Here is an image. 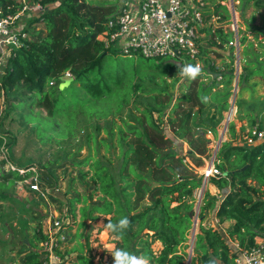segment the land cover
Here are the masks:
<instances>
[{"label":"trees","instance_id":"trees-1","mask_svg":"<svg viewBox=\"0 0 264 264\" xmlns=\"http://www.w3.org/2000/svg\"><path fill=\"white\" fill-rule=\"evenodd\" d=\"M26 1L43 6L41 12L28 16L31 25L42 24V27L29 30L25 24L28 35L22 46L10 50L0 77V90L5 100L1 113L13 108H28L29 111L22 115L32 123L41 140H50L54 134L61 138L72 137L83 129L85 141L96 144L95 154L89 145L83 158H73L71 162L83 189L68 200L71 220L74 219L76 201L83 203L81 218L94 220L103 215L102 228L107 229L108 221L115 223L126 216L129 220L126 229L119 234L108 231L113 237L112 253L116 248H123L145 257L147 264H186L184 248L189 246L196 201L194 192L203 184V176L197 168L203 165V157L210 151L206 131L199 130L202 124L194 123L193 116L195 111L206 107V94L222 80L215 77L203 91L201 73L195 80L187 79L178 96L166 87L148 91L153 100L144 102L143 107L134 104V111L127 114L131 122L123 120L126 130L119 127L117 143L121 164L116 173L119 177L115 178L110 167L102 162L103 156L108 163L113 162V158L99 153L98 144L104 140L99 141L87 126L98 127L97 121L103 118L104 126L112 136V118L121 115L130 98H138L137 90L143 88L139 77L146 66L145 61L160 57L111 53L98 38L108 19L117 14L120 5L117 6L116 0ZM253 3L260 6L256 0ZM21 6L20 0H0L3 14L15 12ZM203 15L205 26L200 31L208 33L211 48L200 46V53L204 55L202 65L231 78L233 68L227 65L226 71L220 70L208 54L220 55L219 51L227 45L232 32H226L219 25H206L212 16H219L224 20L222 24H228L230 12L219 1L211 0ZM108 55L124 57L127 65L117 70L111 65L105 70ZM247 63L239 76L242 80L260 74L261 67L251 69L250 62ZM189 64H194V60ZM159 68L161 64H152V70ZM131 74L128 90L118 93L117 87L120 88ZM163 75L166 80L173 78L171 88L180 77V73L172 74L167 70ZM225 83L229 86L231 80L228 78ZM230 93L213 96L219 102L221 112L229 105ZM34 107L39 110L35 111ZM164 120L169 130L187 143L184 153L176 149V140L162 128ZM43 121L45 130L40 127ZM228 128L230 139L224 140L216 152L221 174L208 178L222 197L204 190L198 217L204 216L206 210H215L219 221L232 220L233 223L226 230L207 224L198 231L190 264H231L241 248L254 245L256 237L264 239V138L253 143L239 142L234 138L235 123L230 122ZM212 131L216 133L214 128ZM105 147L112 149L113 144L106 143ZM80 149L81 146L77 148ZM84 165H88L87 170L82 168ZM244 165L245 169L236 171ZM35 172L41 187L42 183L52 187L56 184V176L49 169L38 166ZM31 173L22 174L17 169L1 166L0 187L23 181ZM69 227L71 224H67ZM46 238L38 226L30 239L36 249L25 252L20 264H42L40 242ZM229 238L237 240L238 247H232ZM87 239L79 241L67 254L59 250L63 264H96ZM156 241L160 242V248L154 250L152 245ZM78 248L83 251L68 255Z\"/></svg>","mask_w":264,"mask_h":264},{"label":"rangeland","instance_id":"rangeland-1","mask_svg":"<svg viewBox=\"0 0 264 264\" xmlns=\"http://www.w3.org/2000/svg\"><path fill=\"white\" fill-rule=\"evenodd\" d=\"M123 1L124 0H116L115 2L117 3V6H119ZM208 1L210 2V0ZM256 1L260 3L259 7L254 5L253 0L248 1L247 3H244L243 0H234L239 18L238 31L240 39V56L243 57H241V74L244 72V67L247 62H250L251 68H261L260 74H252L247 77L250 78L249 82L247 81V83H243L245 80H242V78L239 79L240 90L237 93L235 100L238 113L235 115L233 121L245 115V113H243L244 110L246 112H250L253 117H259V114L262 113L261 118L264 119V63L263 65L261 64L262 66L259 64L260 62H264V0ZM108 2H112V0H108ZM225 2H227V0H225ZM29 18L30 17L27 16L24 20V24L27 25L29 30L42 27V24L31 25L29 22L31 18ZM223 22V19L211 17L209 21H207L206 25H219L222 26L226 32H230V22L228 24H222ZM202 34L203 36L200 38L202 41L201 46L204 48H211L209 41L206 40L208 33L203 32ZM232 38L233 37L228 38V42ZM111 53H113V51H111ZM0 56L3 57L6 63L7 53H0ZM208 56L211 60H214L215 63L218 64L220 69L221 65L227 68L226 64L228 61H226L225 64H222L220 63L222 61H219L218 58L214 59L212 53L208 54ZM203 57L204 55L201 53L199 56V62L201 63L205 73L201 77V87L202 90L205 91V89L208 88L207 86L211 85L212 80L215 79L217 72H212L207 65H202ZM230 58L229 64L233 66L234 57L230 56ZM127 62L128 61L124 57L120 56L115 58L112 57V55H108L104 63V69L109 70V66L112 65V67H115L117 70L120 66H126ZM117 63L120 65H117ZM152 64H161V68L152 70ZM144 65L146 66L143 68V73L139 77L142 79V87L144 89L141 88L137 90L139 97H131L123 113L119 116L115 115L112 118L111 126L113 127V135L110 136L109 131L104 126L105 124L103 118L97 121L98 127H93L91 125L87 126V129L96 135V138L99 141L104 140V143L98 144L99 153L113 158V162L108 163L107 158L103 156L102 162L110 167V170L115 178L119 177L116 173L119 165L121 164V158L119 157L120 150L117 143L119 137V127L126 130L127 126L123 120L131 122L128 119L127 114L130 111H134L133 105L136 104L143 107L144 102H151L153 98L148 91L152 92L153 88L166 87L169 91L173 92L174 96H178L183 92L185 88L184 86L187 84V78H184L181 75L173 88H171V81L173 78H167V80L163 79L165 70L171 72L172 74L180 73L178 65L171 57L151 58L148 61H145ZM132 74L126 78L125 83L123 82L121 86L122 88L117 87L118 89L116 91H118V93L126 92L128 90ZM207 74L209 76L205 77ZM217 78L219 77L217 76ZM217 78L216 80L221 81ZM225 82L223 81L222 84L218 83L215 87H211L206 94V107L200 111H195L193 116L194 123L203 124L199 130L206 131L207 133L208 130H213V128H215L220 121L221 123L218 124L220 130H223L224 126H226L223 120L227 116L230 106L228 105L226 109L221 112L219 102L213 99L215 94L220 95V93L226 94L230 92L231 85L226 86L227 84ZM54 83L56 84V82ZM3 95V91L0 90L1 110L5 104ZM228 102L230 104L229 99ZM1 110L0 167L4 166V168L7 169L9 168V165L12 164L15 167L32 171L33 174H35L34 171L37 170L38 166L42 168L45 167L56 176V184L53 187L49 184L43 185V183V187H41L38 184V189L33 190L30 188L29 182L30 179L36 175H32L31 173L23 181H16L11 185L0 187V264H20L23 253L28 252L31 249H36L30 244V239L34 237L38 226H41L42 232L46 234L48 232L49 222L54 218L60 220L61 232L63 233L64 238L68 239V241L63 239L64 241L61 246V251L63 253L65 252V254H67V251L75 245L78 239L83 240V238L85 239L87 237L94 262L96 264H113L114 257L111 251L114 247L113 244H109L113 237L110 236L106 228H102L103 215H100L99 218L94 220L81 218L80 207L83 203L77 201L74 202V219L71 220V214L68 211V200L73 198L78 192H83L82 186L76 179V167H74L71 162L73 158H83L89 150V145H91V152L95 154L94 148L96 144L91 140H89L88 143L85 141L83 129L76 132L72 137L61 138L57 134H54V137L50 140H41L37 135L35 128L32 126V123L27 122L22 115L23 112L29 111L28 108L24 110H21L20 108H13L6 113H1ZM34 110L37 111L39 109L34 107ZM136 111L137 110H135V112ZM42 112L44 113V111ZM153 116L156 117L157 114L154 113ZM263 119L261 121H263ZM236 123V128L240 129L239 132L242 137L249 125H242L241 127L238 121ZM44 124L45 121L40 123V127L43 130H45ZM228 125L229 122L227 123V128ZM161 126L167 134L176 140V149L184 153L187 149V143L169 130L166 120H164V123ZM49 129L51 130L52 127ZM47 132L49 133L50 131ZM209 140V142H211V138H209ZM245 141L248 142L246 138ZM109 142L113 144L114 149H106L105 144ZM79 146H81V149L77 150ZM215 147L216 143L214 142L212 150ZM82 168L87 170L88 165H84ZM197 170L201 172V167ZM73 178L75 179L72 181ZM4 184H7V182ZM195 198L197 199V195ZM195 206L196 203L193 211H197L198 214L199 208L196 209ZM194 216L195 212H193L192 215L193 222L195 220ZM200 219L201 218L197 216L194 234L207 225L206 221L201 224ZM81 222H83V224H80ZM67 224H71V227L67 228ZM229 226L230 225L227 222H224L222 223L221 228L222 230H226ZM102 229L107 230V235L105 234L106 230L105 232H102ZM78 232L80 233L79 236L76 235ZM192 233L193 230L191 227L188 241L189 246H185L186 248H184L187 252L185 263H187L189 258L194 254L193 251L191 252L190 247L191 239H195V237L192 238ZM74 235L77 237H74ZM258 239H260V237H256V240ZM229 242L232 247L238 246L234 244L235 242L237 243V240L235 239H231ZM152 247L154 250L159 249L160 242H154ZM82 251V248L77 249V252Z\"/></svg>","mask_w":264,"mask_h":264},{"label":"built area","instance_id":"built-area-1","mask_svg":"<svg viewBox=\"0 0 264 264\" xmlns=\"http://www.w3.org/2000/svg\"><path fill=\"white\" fill-rule=\"evenodd\" d=\"M20 1L22 6L15 12L3 14L0 10V53L6 52L7 58L10 50L22 46L23 39L28 35L24 24L25 18L43 10V6L38 2L30 4L26 0ZM217 1L225 5L230 12V31L233 38L227 44L233 47L232 78L237 81L241 71L238 12L234 0ZM207 6V0H124L116 16L108 19L105 29L98 38L103 41L109 51L117 54L131 56L138 53L146 57H171L179 65L189 64L191 60H194L193 65H201L199 62L202 45L200 38L203 32L200 28L205 26L203 10ZM212 17L219 19V16ZM4 65L5 61L0 56V77ZM223 69L227 70L221 66L220 70ZM216 78L222 80L223 75L218 73ZM234 85L236 87L237 83ZM235 91L232 90L234 93ZM245 138L249 143L262 139L264 129L253 127ZM203 161V165L200 166L203 182H206L210 176L221 174L217 166L216 151L210 150ZM9 168L17 169L22 174L27 171L12 164ZM34 173L32 175L36 176L29 182L33 190L38 189V184L40 185L37 173L35 171ZM197 208L199 207L196 206ZM193 212H195L196 220L197 211ZM60 228V220L54 218L49 222L47 238L40 242L42 264H63L64 258L59 250L65 238ZM193 237H195L194 233H192ZM192 241L194 240L191 239L190 246ZM231 264H264V239L260 238L254 245L241 248L240 254Z\"/></svg>","mask_w":264,"mask_h":264},{"label":"crops","instance_id":"crops-1","mask_svg":"<svg viewBox=\"0 0 264 264\" xmlns=\"http://www.w3.org/2000/svg\"><path fill=\"white\" fill-rule=\"evenodd\" d=\"M207 4L208 5H210L211 4V0H210V2L207 0ZM213 27H216V25L215 26H213ZM231 37H232V35H231ZM207 40V39H206ZM231 51H233V49H232V46H229V45H225V47H224V49H221L219 52L221 53L220 55H215L214 53H212V56L214 57V59L215 58H218L219 59V61H222V62H220V63H222V64H225L226 63V61H228L227 62V64L226 65H228L229 67H231V64H229L230 62H229V59H231L230 58V56L231 57H233L232 56V52ZM242 56H240V58H241ZM243 58V57H242ZM212 62L213 63H215V61L214 60H212ZM240 63H241V61H240ZM215 65H216V67H218L219 68V66H218V64H216L215 63ZM221 66H223V65H221ZM251 69H253V68H251ZM219 72H217L216 73V75L218 74ZM202 74L204 75L205 73H204V69L202 70ZM240 74H241V71H240ZM240 74H239V76H240ZM253 75H256V74H253ZM209 75L207 74V75H205V77H208ZM251 76V75H250ZM227 77V78H226ZM223 76V79H222V81L220 82V84H222L223 83V81L225 82V81H227V79L229 78L230 80H231V78H230V76ZM240 78L238 77V79H237V81L235 80V79H233L232 78V80H231V89H230V91H231V93H230V96H229V100H230V104H229V110H228V114H227V116L224 118V120H223V122H225V125L226 126H224V128H223V130H220V128H219V125L218 124H220L221 123V121L216 125V127L214 128L215 130H216V133H214L212 130H208L209 131V133L207 132L206 133V137H208V139L209 138H211V142H209V144H208V147H209V149L210 150H212V147L214 146V142L216 143V147L213 149V152H217V150H218V148L220 147V145H221V143L226 139V140H229L230 139V133H228L227 131H228V128H227V123L229 122H234L235 123V139H237V140H239V142H242V141H245V137L249 134V132H250V130H252V128L253 127H258V128H260V129H264L263 127H264V119L263 118H261V116H262V113H260L259 114V117H253V116H251V114H250V112H246L244 109V111H243V113H245V115H243L242 117H240L239 119H237V120H235V121H233L234 120V118H235V115L238 113V111H237V107H236V105H235V100H236V97H237V93L239 92V82H240V80H239ZM243 80H245L243 83H247V81L249 82V80H250V78H247V79H243ZM237 83V85H236V87H235V85L234 84H236ZM253 83V82H252ZM232 90H236L235 91V93L234 92H232ZM233 102V105H232V107H231V103ZM244 104V103H243ZM244 106V105H243ZM229 118V121H227V119ZM263 119V121H261ZM239 122L240 123V125H241V127H242V125L243 126H247V125H249L248 126V128H247V130H246V132H245V134H243L242 135V137L240 136V132H239V130L240 129H237L236 127H237V123L236 122ZM203 125V124H202ZM201 125V126H202ZM227 128V130L225 131V129ZM210 141V140H209ZM212 141H213V144H212ZM218 141V142H217ZM204 158V157H203ZM199 168V167H198ZM197 168V169H198ZM208 190L211 194H213V195H216L218 198H221L222 197V194H220V192H219V190H218V188L213 184V183H211V182H209L208 180H206V182L204 183V187L203 188H199V189H197L196 191H195V196L197 195V199H196V201H195V203H196V206L198 205V204H200V201H201V199H202V195H203V192H204V190ZM195 206V207H196ZM205 215L204 216H199L201 219H200V223L201 224H203V222L204 221H206V223L207 224H211V225H213V226H219V227H221V225H222V223H224V222H227L230 226H231V224L233 223V221L232 220H225V221H219V219L215 216V210H206L205 211V213H204ZM105 230L106 229H102V232H105ZM76 234V233H75ZM105 234L107 235V230H106V232H105ZM77 236H79L80 235V233L78 232V234H76ZM76 235H74V237H77ZM259 238V237H258ZM256 239V238H255ZM83 240H84V238H83ZM83 240H81V239H78L77 241H76V243L75 244H77L79 241H83ZM229 241H231V239L229 238L228 239ZM67 241H68V239H67ZM109 244H113V247H114V243H112V242H110ZM235 245H238V242L236 243H234ZM73 247V246H72ZM71 247V248H72ZM236 247H238V246H236ZM70 248V249H71ZM77 252V249L76 250H71L69 253L70 254H68V255H73L74 253H76ZM67 255V256H68ZM23 256H24V253H23Z\"/></svg>","mask_w":264,"mask_h":264},{"label":"clouds","instance_id":"clouds-1","mask_svg":"<svg viewBox=\"0 0 264 264\" xmlns=\"http://www.w3.org/2000/svg\"><path fill=\"white\" fill-rule=\"evenodd\" d=\"M179 67L180 75L187 78L189 81L195 80L202 73V66L200 64H184ZM205 99H207L205 97ZM129 225L128 218L121 217L117 222L108 221L106 224L107 230L111 233L119 234L123 229ZM114 257V264H146L145 257L130 253L123 248H116L112 253Z\"/></svg>","mask_w":264,"mask_h":264},{"label":"water","instance_id":"water-1","mask_svg":"<svg viewBox=\"0 0 264 264\" xmlns=\"http://www.w3.org/2000/svg\"><path fill=\"white\" fill-rule=\"evenodd\" d=\"M232 105H233V102L231 103V107H232ZM245 168H246V165H244L243 167H241V168H239V169H236V171L243 170V169H245ZM204 183H205V182H203L201 188L204 187ZM197 207H199V204L197 205ZM195 228H196V220H194V222L192 223V230H193V233H194ZM192 245H193V241H192V244H191V246H190L191 249H192ZM186 264H190V258H189V260L187 261Z\"/></svg>","mask_w":264,"mask_h":264}]
</instances>
